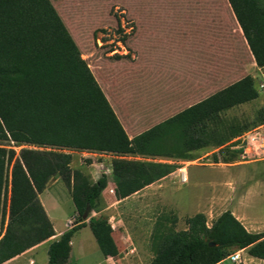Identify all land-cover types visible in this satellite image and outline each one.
<instances>
[{
    "label": "trees",
    "instance_id": "1",
    "mask_svg": "<svg viewBox=\"0 0 264 264\" xmlns=\"http://www.w3.org/2000/svg\"><path fill=\"white\" fill-rule=\"evenodd\" d=\"M257 66L264 65V0H227ZM179 8H157L173 15ZM168 12V13H167ZM179 14V13H177ZM183 18H174L178 25ZM51 0H0V264L54 235L39 194L59 177L69 192L75 219L47 249V264L72 255L73 234L95 224L98 197L107 186L72 169L73 150L107 153L113 189L123 199L179 167L177 163L122 156L192 159L197 150L221 147L264 125V107L251 119L226 118L225 111L258 97L251 75L216 90L163 122L129 137L87 61ZM175 135L170 148L163 136ZM21 147L16 154L5 145ZM235 156V154H232ZM186 229L153 235L147 264H217L236 250L264 260V231L251 232L222 211L207 225L197 212ZM97 239L103 256L119 253L110 226ZM209 243H212L210 245Z\"/></svg>",
    "mask_w": 264,
    "mask_h": 264
},
{
    "label": "rangeland",
    "instance_id": "2",
    "mask_svg": "<svg viewBox=\"0 0 264 264\" xmlns=\"http://www.w3.org/2000/svg\"><path fill=\"white\" fill-rule=\"evenodd\" d=\"M51 1L129 136L163 122L193 102L198 96L194 79L203 64L211 76L209 93L257 73L227 0ZM171 7L181 10L166 16L155 12ZM175 17L183 21L174 25ZM259 107H264L263 94L225 111L224 116L251 119ZM174 137L163 136L168 149ZM245 137L244 157L221 147L197 150L192 159L184 160L122 156L177 163L186 167L188 178L180 183L175 174L163 177L117 200L109 174L90 216L98 229L107 232L106 226L111 227L119 250L113 257L115 264H147L153 256V235L186 229V218L197 212L205 214L209 225L224 209L229 210L227 207L264 222V131L256 129ZM5 146L16 154L21 147L44 148ZM71 152L72 169H82L90 179L91 174L105 173L111 168V157H118ZM55 179L41 199L52 209L55 228H67L66 221L73 218L72 200L66 197L61 179ZM259 229L264 231V226ZM95 235L88 228L76 234L81 251H99ZM217 264H264V260L250 256L244 248L238 261L225 257Z\"/></svg>",
    "mask_w": 264,
    "mask_h": 264
},
{
    "label": "crops",
    "instance_id": "3",
    "mask_svg": "<svg viewBox=\"0 0 264 264\" xmlns=\"http://www.w3.org/2000/svg\"><path fill=\"white\" fill-rule=\"evenodd\" d=\"M242 33V32H241ZM243 36V35H242ZM244 38V37H243ZM245 40V39H244ZM248 47V46H247ZM251 56H252V53H250ZM252 60H253V56H252ZM252 64L255 66V62L253 60ZM205 64L202 65V71L200 72V75L194 79V86L195 88H197V94L198 95L194 100L193 102L189 103L187 106H189L190 104L192 103H195L203 98H205L206 96L210 95L211 93H209L210 89H211V86H212V83H211V80H210V75L209 73H206V66H204ZM250 75V74H249ZM253 76V75H251ZM215 92V91H214ZM213 93V92H212ZM106 95V94H105ZM107 97V96H106ZM110 102V101H109ZM111 104V103H110ZM114 109V108H113ZM129 136V135H128ZM129 137H132V136H129ZM112 155V154H111ZM179 162V161H178ZM180 164V163H179ZM180 166V165H179ZM186 169V167H185ZM81 170L82 172H84L82 169H79ZM187 171V169H186ZM89 172V171H87ZM105 174L107 175V179L109 174L112 175L111 173V168H108L106 171H104ZM178 175V170L177 168L175 170H173L172 172H170L168 175L164 176L165 177H168V176H172V175ZM188 176V174H187ZM99 176L98 175H92L91 174V179L92 181H95ZM56 178V179H55ZM53 179L55 180H58L60 179L59 177H54V178H51L44 190L39 194V199L44 207V209L46 210V213L48 215V217L50 218L52 224H53V228H54V235L50 236L49 238L47 239H44V241L26 249L25 251H23L22 253L14 256L13 258L3 262L2 264H47L48 262V255H47V249H48V246L49 244L53 241V240H56L59 238L60 234L65 231L69 225L72 223V219L75 218V209H74V205H73V214H72V217L71 219H68L66 222L68 224V227L67 228H60V229H57L55 228L54 226V222H53V218L51 216V213L50 211H52L51 208H48L46 203L43 201V199H41V194L44 192V191H47V189L49 188V185L50 183L53 181ZM160 179H163L160 178ZM158 179V180H160ZM156 180V181H158ZM109 180H107V183H108ZM155 182V181H154ZM154 182H152L151 184L149 185H152ZM111 185L113 187H115V182L114 180H112L111 182ZM147 185V186H149ZM224 186V185H223ZM146 187V186H145ZM143 187V188H145ZM66 191V197L69 198L68 196H70L67 192V190L65 189ZM139 191V190H138ZM130 196V195H129ZM128 197V196H127ZM122 200V199H120ZM231 212L232 214L245 226V228L251 232H260L261 229H259L260 227L264 226V222L260 223V222H256V221H253L251 220L249 217H247V215H245L243 212L237 210L236 208H229L227 207ZM226 210V209H224ZM223 210V211H224ZM207 225H209L207 223ZM90 229V230H93L96 232V235L94 236V240L95 242L97 241L96 238L100 237L101 235L105 234L106 231H104L103 229H98L97 226L94 224L92 226H90L89 224L83 226L82 228L78 229L74 234L73 236L71 237V240H70V244H71V248H72V255H71V258L68 262L64 263V264H115V261L113 259V257H105L103 256V254L101 253V251H81L82 250V244L80 241H77L75 240V236L76 234L83 230V229ZM113 236V235H112ZM97 244V242H96ZM98 247V245H97ZM99 249V248H98ZM247 249V247H246ZM255 258V257H254ZM258 259V258H257Z\"/></svg>",
    "mask_w": 264,
    "mask_h": 264
},
{
    "label": "built area",
    "instance_id": "4",
    "mask_svg": "<svg viewBox=\"0 0 264 264\" xmlns=\"http://www.w3.org/2000/svg\"><path fill=\"white\" fill-rule=\"evenodd\" d=\"M256 67V75H253L252 78L253 83H254V88L257 91L258 94H263L264 95V65L262 66H257ZM256 129H263L264 131V125H258L253 128H249V130L243 132L242 134L230 139L226 143H224L221 148H226L227 150H230L231 153L236 155H239V157H244L245 155V148L247 147V139H246V134L249 132H252L253 130ZM252 139V137H251ZM218 150V149H217ZM212 161V160H211ZM178 170V175L177 177L179 178L180 183H184L187 181V171L184 166H179L177 168ZM241 250V249H240ZM240 250H236L230 255L227 256L231 261L236 262L240 259Z\"/></svg>",
    "mask_w": 264,
    "mask_h": 264
},
{
    "label": "water",
    "instance_id": "5",
    "mask_svg": "<svg viewBox=\"0 0 264 264\" xmlns=\"http://www.w3.org/2000/svg\"><path fill=\"white\" fill-rule=\"evenodd\" d=\"M210 245H212V243H209Z\"/></svg>",
    "mask_w": 264,
    "mask_h": 264
}]
</instances>
